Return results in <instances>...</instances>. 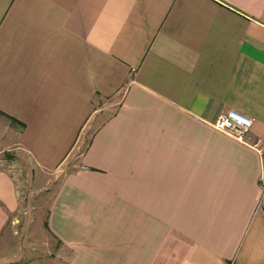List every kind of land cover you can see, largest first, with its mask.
<instances>
[{"label":"crops","instance_id":"0c3cea01","mask_svg":"<svg viewBox=\"0 0 264 264\" xmlns=\"http://www.w3.org/2000/svg\"><path fill=\"white\" fill-rule=\"evenodd\" d=\"M257 143L264 0H0V155L85 146L47 218L71 255L19 264H264ZM19 206L0 157V237Z\"/></svg>","mask_w":264,"mask_h":264},{"label":"rangeland","instance_id":"374dc122","mask_svg":"<svg viewBox=\"0 0 264 264\" xmlns=\"http://www.w3.org/2000/svg\"><path fill=\"white\" fill-rule=\"evenodd\" d=\"M82 147L55 172L42 171L25 154L16 155L13 146L0 155L17 178L20 198L19 209L9 216L7 231L0 237V264L69 258L71 251L51 233L47 218L54 192L77 168Z\"/></svg>","mask_w":264,"mask_h":264},{"label":"built area","instance_id":"2783aa9c","mask_svg":"<svg viewBox=\"0 0 264 264\" xmlns=\"http://www.w3.org/2000/svg\"><path fill=\"white\" fill-rule=\"evenodd\" d=\"M254 120L236 111H228L220 115L219 119L215 123V128L229 136H232L236 140L249 144L248 137L252 130ZM253 147L258 148L261 154V172H260V184L262 188L261 198L259 204L264 203V149L257 143Z\"/></svg>","mask_w":264,"mask_h":264}]
</instances>
